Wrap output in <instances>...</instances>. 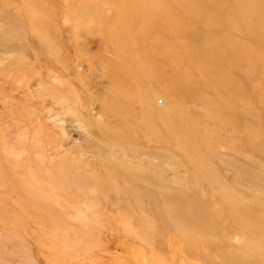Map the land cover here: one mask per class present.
Listing matches in <instances>:
<instances>
[{"label": "rangeland", "instance_id": "rangeland-1", "mask_svg": "<svg viewBox=\"0 0 264 264\" xmlns=\"http://www.w3.org/2000/svg\"><path fill=\"white\" fill-rule=\"evenodd\" d=\"M0 264H264V0H0Z\"/></svg>", "mask_w": 264, "mask_h": 264}, {"label": "bare ground", "instance_id": "bare-ground-1", "mask_svg": "<svg viewBox=\"0 0 264 264\" xmlns=\"http://www.w3.org/2000/svg\"><path fill=\"white\" fill-rule=\"evenodd\" d=\"M105 30H106V32H107L108 35H111L112 38H119V37L123 36V35L120 33V31H119V33H118V32H115V31L112 32V30H109V29H108V30L105 29ZM104 33H105V32H104ZM105 35H106V34H105ZM107 37H108V36H107ZM120 39H121V38H120ZM114 40H115V39H114ZM117 41H119V40H117ZM121 41H122V40H121ZM113 42H114V41H113ZM125 42H126V41H125ZM129 42H130V41H129ZM118 44H119V43H118ZM118 44H117V45H118ZM119 45L121 46V44H119ZM114 46H115V47H114L115 50H116L117 52L120 53L121 50H122V47H120V46H117V47H116V45H114ZM122 46H123V45H122ZM124 46H125V45H124ZM126 47H127V46H126ZM123 53H124V51H123ZM127 54L129 55V54H131V52L129 51V53L127 52ZM134 54H135V53H134ZM122 55L124 56V54H122ZM122 55H121V56H122ZM129 56H130V55H129ZM129 56H128V57H129ZM128 60H129V63H131V62L133 63V62H134V60H132V58H130V57L128 58ZM208 70H210V68H208V67H204V66H202L201 64L195 66V68H194V71H196V72H198V73H199V72L204 73V72H207ZM208 85H209V84H208ZM205 88H206V87H205ZM196 97L198 98L197 95H196ZM200 97H201V96H200ZM200 97H199V100H200ZM201 98H202V97H201ZM193 99H194V98H193ZM194 100H195V102H196L197 99H194ZM199 100H198V101H199ZM204 100H205V99L203 98L201 101H203V103H204ZM190 101H191V100H190ZM208 102H209V101H208ZM162 122H163V121H162ZM247 127H248V126H247ZM150 133H152V132H149V134H150ZM198 133H199V132H198ZM151 135H152V134H151ZM199 135H200V134H199ZM196 136L198 137V134H196ZM153 137H154V136H153ZM180 137H181V135L179 134V135H178V140H179ZM162 140H163V139H162ZM164 142H166L165 144H168V143H167L168 141H164ZM175 142H176V141H175ZM227 192H228V191H227Z\"/></svg>", "mask_w": 264, "mask_h": 264}]
</instances>
